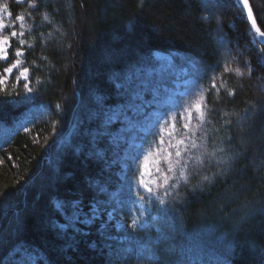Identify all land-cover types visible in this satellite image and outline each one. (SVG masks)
Instances as JSON below:
<instances>
[{
  "label": "trees",
  "instance_id": "trees-1",
  "mask_svg": "<svg viewBox=\"0 0 264 264\" xmlns=\"http://www.w3.org/2000/svg\"><path fill=\"white\" fill-rule=\"evenodd\" d=\"M249 2L264 30V0ZM10 3L14 14L32 11L26 3ZM44 3L49 20L43 19V12L32 11L34 21L26 22L31 31L25 38L33 47L26 45L21 57L22 67L30 70L35 101L23 102L24 81L16 84L17 71L0 90V257L9 256V264H16L20 257L15 249L24 244L38 249L48 264H151L138 259L137 246L148 241L156 264H222L225 259L231 264H264V212L257 211L238 224L244 201L258 202L264 194V168L257 167L264 158V57L259 52L264 47L237 0H145L143 8L138 6L139 0ZM57 28L59 32L54 31ZM50 31L52 38L47 37ZM219 35L230 41L231 55L237 58L232 67L243 68L250 61L253 69L250 77L243 78L224 73L223 79L228 88L235 89V95L229 96L223 88L219 96L214 90L206 94L213 122L207 127L220 128L222 137L231 135L239 158L226 178L202 193L190 190L199 176H193L188 185L181 183L184 202H171L176 211L163 219L153 206L143 215L135 213L145 228H118L115 220L123 218L128 223L130 213L125 206L109 221L107 212L113 205L105 202L110 193L119 192L123 185L121 198H135L122 179L124 145L112 143L113 134H120L125 125L112 124L107 129L111 136H97V131H104V112L125 104L137 90L123 75L142 59L150 62L151 54L159 51L173 56L175 67L167 75L174 79L177 74L183 77L180 69L185 67L191 75L181 57L198 60L203 69L199 83L207 88L213 72L224 71L226 50L218 42ZM18 46L13 41V48ZM15 58L9 49L8 61L0 60V71ZM116 77L127 85L128 92L116 88ZM150 95L145 93L144 98ZM101 96L103 102L98 103ZM41 105L48 107L44 110ZM253 105L256 111L243 120L245 110ZM128 114L133 115L131 110ZM229 118L232 123L225 127L223 121ZM21 123L31 131L24 132ZM97 151L103 158L90 155ZM97 184L106 191H99ZM71 199L82 200L86 212L93 200L106 207L101 219L90 227L78 225L89 235L75 234V243L71 230L64 234L54 227L63 222L55 211L56 202ZM177 214L182 223L170 221ZM105 222V235H101ZM93 242L94 248L90 247Z\"/></svg>",
  "mask_w": 264,
  "mask_h": 264
},
{
  "label": "snow or ice",
  "instance_id": "snow-or-ice-1",
  "mask_svg": "<svg viewBox=\"0 0 264 264\" xmlns=\"http://www.w3.org/2000/svg\"><path fill=\"white\" fill-rule=\"evenodd\" d=\"M17 2L26 3L32 11L43 12V19L49 20L48 12L43 11L47 7L44 0H17ZM237 3L241 5L243 10H246L252 29L259 38V43L264 44V30L257 26L249 0H237ZM144 4L145 0H139V7L143 8ZM32 11L14 14L10 2L0 5V60L8 61L9 49H12L16 57L0 73V90H3L5 80L13 74L14 70H17L18 75H16L15 81L17 85L21 79L24 81L25 96L23 102L25 103L35 101V96L31 95L34 93V88L30 86V70L28 67H22L24 61L21 59L25 55V46L33 47V44H29L25 38L26 33L31 31L30 28H26V22L34 21ZM54 31L59 32L60 29L57 28ZM220 31L218 28L217 32ZM40 35L43 36L44 34L41 33ZM47 37L52 38L53 32H48ZM13 41L19 46L13 48ZM218 42L226 50L224 53L226 62L223 64V72L219 74L213 72L209 77V87L205 88L199 83L202 79L199 73H202L203 69L200 67V62L195 58L191 56L181 57L190 66L191 75L189 76V68L185 67L181 68L180 72L183 77H188V79H174L167 75L168 71L175 67L173 57L153 53L155 59L167 61V65L149 71L147 77L137 85V90L130 93L131 98L125 104L113 106L104 112L102 121L104 131H97V136H111L107 129L118 121L125 127L119 135L112 137L114 145L118 147L120 144H129L126 134H134L125 157L122 179L127 182L129 192L133 193L135 198L122 199L121 194L124 187L122 185L121 190L110 193V199L105 202V204L113 205V210L107 212L109 221L116 219L118 210H123L125 206L129 209V222L125 223L124 219L121 218L116 223L117 227H127L133 231L138 228H145L146 224L141 223L140 216L135 215V213L139 212L143 215L149 207L153 206L156 208L157 215L163 219L167 213L176 211L175 208L171 207V202L183 204L184 195L180 191L181 183L188 185L193 176H199L197 183L191 185L190 190L193 193H202L213 186L217 180L226 178L232 170L233 162L239 158V151L232 148L231 135L225 138L219 135L220 128L213 127L209 130L207 127L213 122L210 116L212 109L207 103L206 94L214 90L215 94L219 96L223 88L229 96L235 95V89L227 87V81L223 79L224 73L234 72L243 78L246 75L250 77L253 69L250 61H245L243 68L232 67L237 58L231 55L230 41L225 36L219 35ZM259 52L264 57V48H260ZM148 63L147 59H142L139 62L142 66ZM154 74L155 79H153ZM114 82L118 90L123 89L128 92L127 85L120 82L119 77H116ZM180 84L186 86L182 91L179 90ZM145 93L151 94L150 100L144 99ZM172 93L175 94L171 95ZM137 100L140 101L139 104L136 103ZM12 102L15 103L16 101ZM97 102L102 103L103 97H97ZM40 107L46 110L48 106L41 105ZM56 108L60 109L61 105L56 104ZM261 108L264 109V105ZM129 110H131L132 116L128 114ZM255 111V105L251 107V110L246 109L242 119L245 121L250 119ZM225 115L228 114L225 113ZM237 115L239 114L237 113ZM136 117H143V123H140ZM231 123L230 118L223 121L225 127ZM20 126L26 133L31 131L23 123ZM90 155L103 158V153L99 151L90 153ZM257 167L264 168V158L260 159ZM129 168L132 170L131 176H128ZM96 188L99 191H106L99 184L96 185ZM2 196L3 193L0 192V197ZM105 204L99 200H93L89 203L86 212L83 201L80 199L57 201L55 211L59 213L63 222L54 223V227L64 234L71 230L72 239L75 243V234L89 235V232L78 227V225H84L87 228L101 219L102 214L106 211ZM116 206H119V209ZM233 211L235 210L233 209ZM242 211L243 215L240 216L238 224L246 222L247 218L257 211L264 212V194H261L258 202L254 200L244 201ZM169 219L174 223L176 220H181V217L177 214ZM106 227L107 222L101 225V235H105L104 229ZM234 230H236V226H234ZM106 239H115V237L106 236ZM2 244L3 242L0 240V246ZM95 246V242L90 244V247L94 248ZM105 247L111 249L112 246L106 244ZM137 247L139 248L138 259L148 260L151 264H156V254L152 252L148 241H144ZM15 253H18L20 257L16 264H37V261L48 264L47 257L33 246L20 244L16 247ZM10 259L9 256L0 257V264H9ZM222 264H231V261L225 259Z\"/></svg>",
  "mask_w": 264,
  "mask_h": 264
},
{
  "label": "rangeland",
  "instance_id": "rangeland-1",
  "mask_svg": "<svg viewBox=\"0 0 264 264\" xmlns=\"http://www.w3.org/2000/svg\"><path fill=\"white\" fill-rule=\"evenodd\" d=\"M10 1H14V2L18 3L17 0H0V5H3L4 3L10 2ZM153 53H161L163 55H170V54L159 52V51H154ZM153 53L151 54L152 60L147 65L135 66V67L131 68L130 70H128L123 75V78H124L125 82L132 83V84H135V85H139L140 81L147 77V74H148L149 71H151L152 69H159L160 66H162V65H165V66L167 65V61L155 59V57L153 56ZM170 56H172V55H170ZM173 60H174V58H173ZM14 71H17V70H14ZM2 72L0 71V73H2ZM154 77H155V74L153 75V78ZM177 79H183V77L181 75L177 74ZM8 80H9V77H8L7 80H5V84L8 82ZM184 87H186V86L183 85V84H180L179 85V90L182 91L184 89ZM174 94L175 93H172L171 95H174ZM144 99L145 100H150L151 99V95H150V97H147V98L145 97ZM136 103L139 104L140 101L137 100ZM136 119L139 120L140 123H143V117H136ZM117 135H119L117 132H115L113 134V136H117ZM132 136H133V134H131L129 136V138H128L129 144H122V145H124V150H123L122 159H121V161H122L121 166H122L123 172H124V163H125V157H126V154H127V150L129 149V147H130V145L132 143ZM128 172H130L131 175H132L131 168L128 169ZM137 175H138V173H137ZM118 220H120V219H116L115 220V225H116Z\"/></svg>",
  "mask_w": 264,
  "mask_h": 264
},
{
  "label": "water",
  "instance_id": "water-1",
  "mask_svg": "<svg viewBox=\"0 0 264 264\" xmlns=\"http://www.w3.org/2000/svg\"><path fill=\"white\" fill-rule=\"evenodd\" d=\"M250 3V2H249ZM241 6V5H240ZM244 13H245V15H246V17H247V14H246V10H244ZM253 15H254V13H253ZM247 19H248V17H247ZM248 22H249V24H250V27H251V30H252V32L254 33V31H253V29H252V26H251V21L248 19ZM257 26H258V24H257ZM259 27V26H258ZM254 35H255V37H256V40L258 41V43H259V38L256 36V34L254 33ZM260 44V43H259ZM260 45H262L263 47H264V44H260Z\"/></svg>",
  "mask_w": 264,
  "mask_h": 264
}]
</instances>
